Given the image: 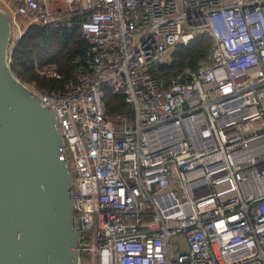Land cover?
Here are the masks:
<instances>
[{"label":"built area","instance_id":"1","mask_svg":"<svg viewBox=\"0 0 264 264\" xmlns=\"http://www.w3.org/2000/svg\"><path fill=\"white\" fill-rule=\"evenodd\" d=\"M13 41L76 26L88 49L55 114L81 264H264V0H0ZM27 18L20 28L17 20ZM212 39L195 70L150 74ZM58 79L55 67L35 68ZM107 92L132 113L106 117Z\"/></svg>","mask_w":264,"mask_h":264},{"label":"water","instance_id":"2","mask_svg":"<svg viewBox=\"0 0 264 264\" xmlns=\"http://www.w3.org/2000/svg\"><path fill=\"white\" fill-rule=\"evenodd\" d=\"M0 9V264H81L73 174L54 112L12 72Z\"/></svg>","mask_w":264,"mask_h":264},{"label":"trees","instance_id":"3","mask_svg":"<svg viewBox=\"0 0 264 264\" xmlns=\"http://www.w3.org/2000/svg\"><path fill=\"white\" fill-rule=\"evenodd\" d=\"M79 21L75 18L70 20L76 25L74 28L29 26L22 36L14 41L10 51L9 61L14 75L22 83L33 86L38 91H62L65 85L74 79V60L86 58L88 46L77 26ZM211 47L212 39L208 35H201L187 47H176L168 63L152 69L150 74L168 85L184 69L195 70L198 63L206 58ZM36 67H55L59 78H44L36 72ZM104 101L107 118L132 113L122 96L107 92Z\"/></svg>","mask_w":264,"mask_h":264},{"label":"rangeland","instance_id":"4","mask_svg":"<svg viewBox=\"0 0 264 264\" xmlns=\"http://www.w3.org/2000/svg\"><path fill=\"white\" fill-rule=\"evenodd\" d=\"M17 22H18V24L20 25V27L21 26H26V25H28L29 24V20L27 19V18H20V19H18L17 20ZM38 26H41V24H37Z\"/></svg>","mask_w":264,"mask_h":264},{"label":"bare ground","instance_id":"5","mask_svg":"<svg viewBox=\"0 0 264 264\" xmlns=\"http://www.w3.org/2000/svg\"><path fill=\"white\" fill-rule=\"evenodd\" d=\"M21 29H22V26L19 29H17V33H15L16 36L20 34Z\"/></svg>","mask_w":264,"mask_h":264},{"label":"crops","instance_id":"6","mask_svg":"<svg viewBox=\"0 0 264 264\" xmlns=\"http://www.w3.org/2000/svg\"><path fill=\"white\" fill-rule=\"evenodd\" d=\"M73 18H74V17H73ZM73 18H71V19H73ZM71 19H70V20H71ZM75 19H76V18H75ZM70 20H68L66 23H71ZM71 24H72V23H71ZM74 27H75V26H73V27H65V28H74Z\"/></svg>","mask_w":264,"mask_h":264}]
</instances>
